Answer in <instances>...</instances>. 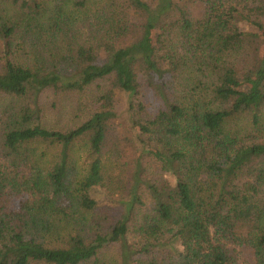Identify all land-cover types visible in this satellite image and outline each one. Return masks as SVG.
I'll use <instances>...</instances> for the list:
<instances>
[{
    "label": "trees",
    "instance_id": "obj_1",
    "mask_svg": "<svg viewBox=\"0 0 264 264\" xmlns=\"http://www.w3.org/2000/svg\"><path fill=\"white\" fill-rule=\"evenodd\" d=\"M0 264H264V0H0Z\"/></svg>",
    "mask_w": 264,
    "mask_h": 264
},
{
    "label": "rangeland",
    "instance_id": "obj_2",
    "mask_svg": "<svg viewBox=\"0 0 264 264\" xmlns=\"http://www.w3.org/2000/svg\"><path fill=\"white\" fill-rule=\"evenodd\" d=\"M194 13L197 11L194 9ZM99 95L98 89L96 87L90 88L86 93H63V94H48L43 96V107H44V118L43 123L50 128L66 130L69 128H74L81 124L85 119H87L92 112L94 107L93 100ZM146 104L149 108L154 109L155 101L151 96L144 98ZM133 147H128L122 153L121 160L128 161L133 160L136 157L142 156V150L146 148L145 143L141 141L136 134L133 135ZM112 142L110 141L109 151L110 155L106 158V167L114 168L117 161L114 160V154L111 150ZM83 155L80 154L79 157ZM78 157V158H79ZM122 161V162H123ZM147 162L146 167L152 171L154 168V161L149 158L144 160ZM132 165V164H130ZM120 162L116 166V170H119ZM108 194V192H106ZM111 194V193H110ZM9 195V194H8ZM105 195V194H104ZM112 195V194H111ZM11 196V195H10ZM12 199V200H11ZM25 198L23 196H15L10 198L11 204L9 207L18 208L19 203ZM106 200H104L105 202ZM103 202V203H104ZM102 203V204H103ZM115 209L110 207H101L97 212L99 221L103 222V225L111 222L112 216L115 214ZM106 255H114V251L108 252Z\"/></svg>",
    "mask_w": 264,
    "mask_h": 264
}]
</instances>
